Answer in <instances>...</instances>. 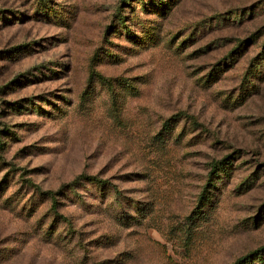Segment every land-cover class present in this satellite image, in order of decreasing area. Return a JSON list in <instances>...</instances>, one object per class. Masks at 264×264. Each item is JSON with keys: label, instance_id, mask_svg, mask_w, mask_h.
Returning <instances> with one entry per match:
<instances>
[{"label": "rangeland", "instance_id": "rangeland-1", "mask_svg": "<svg viewBox=\"0 0 264 264\" xmlns=\"http://www.w3.org/2000/svg\"><path fill=\"white\" fill-rule=\"evenodd\" d=\"M80 174L114 190L71 195ZM58 190L67 223L37 193ZM251 253L264 264V0H0V264Z\"/></svg>", "mask_w": 264, "mask_h": 264}, {"label": "trees", "instance_id": "trees-1", "mask_svg": "<svg viewBox=\"0 0 264 264\" xmlns=\"http://www.w3.org/2000/svg\"><path fill=\"white\" fill-rule=\"evenodd\" d=\"M149 4H152V2L149 1ZM116 19L118 20V24L120 26H123V30H125L126 36L127 37H132V34L128 31V28L125 27V23H124L125 21L123 20V18H119L118 17ZM97 77H98V80H99V84H101L103 86H106L108 88V90H111L112 91V87H113V85H111V82L112 81L105 80L102 77L100 78L99 76H97ZM113 82L116 83L118 81L115 80ZM117 85H118V88H120L123 92H127V91H130L132 89V87H130L127 84L125 85L124 83H117ZM178 116H180V115H178ZM170 122H168V123L170 124ZM165 123H167V122H165ZM174 123L177 124L178 121H175ZM169 124H165L164 125V130H167V135L170 134L171 129L174 127V125L172 126V125H169ZM191 125L196 126L194 123H192ZM200 134L202 135L203 133L200 132ZM80 184H90L91 187L97 192L98 198H102V196L106 192H110L111 193V191H108L109 189H113L114 190V188L112 187V185H110V183L108 182V180L99 179L97 176H85L83 174L78 175L70 184L66 185L65 188H68V191L71 193V195H74V189L77 186H79ZM61 192H62L61 190H58L56 193H51V192L42 193L40 191H37V193H39L38 195L40 197H43L44 196L46 199H49L52 202V206L50 207V211L52 213V216L54 218H56V220H61L62 222L67 223L66 219H64V217H61L57 213V211H56V205L58 204V202H56L55 196L57 194H60ZM113 192H114V194H116L115 191H113ZM203 198H205L204 195H201L200 196V200L202 201ZM203 202H208V200L207 201L204 200ZM205 206H206V204L201 203V209L199 211H196V212L191 213V215L189 216V218H187L189 228H187L185 230V234H186L185 236H186V238H189L191 236V234L192 235H195V234L198 233V231H199V228L198 227L206 219L205 217L202 216V215H204V213H201L202 210L204 209L203 207H205ZM111 208H113V207H111ZM138 210L141 213L140 214L141 215V218H144V215L142 214L141 209H138ZM120 219H123V218H120ZM125 219H128V217H126ZM192 228H193V230H192ZM44 234L45 235L46 234L47 235H50L51 233H50V231H47V232L45 231ZM58 237L59 236L57 235L56 238H58ZM81 248H82V246L79 247V250L80 251H83V249H81ZM262 254L263 253H260L259 256H256L255 257V255H257V254L251 253V254L245 256L244 258L238 260L235 264H253V261L254 260H257V261L260 262V261L263 260V255ZM80 264H83V263L80 262Z\"/></svg>", "mask_w": 264, "mask_h": 264}]
</instances>
